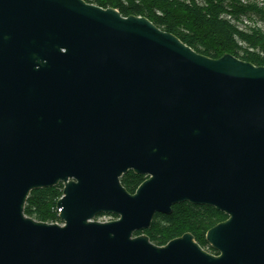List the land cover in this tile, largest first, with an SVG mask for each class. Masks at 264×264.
<instances>
[{"label":"water","instance_id":"1","mask_svg":"<svg viewBox=\"0 0 264 264\" xmlns=\"http://www.w3.org/2000/svg\"><path fill=\"white\" fill-rule=\"evenodd\" d=\"M59 184L63 223L25 213ZM183 202L228 215L219 254L135 234ZM0 264H264V66L114 7L0 0Z\"/></svg>","mask_w":264,"mask_h":264},{"label":"trees","instance_id":"2","mask_svg":"<svg viewBox=\"0 0 264 264\" xmlns=\"http://www.w3.org/2000/svg\"><path fill=\"white\" fill-rule=\"evenodd\" d=\"M104 8L114 7L124 16H146L165 31L177 35L197 52L212 58L233 54L258 66H264V28L245 24V19L264 22V0H86ZM254 23V22H253ZM256 23V21H255ZM147 178L134 171L122 177L123 185L134 193ZM64 186L33 190L25 213L39 221L56 222L57 202ZM110 214H101V216ZM118 218L117 215H110ZM228 215L213 206L189 202L175 204L171 214L157 213L152 226L135 234H146L157 245L191 232L197 242L218 253L206 239L209 229Z\"/></svg>","mask_w":264,"mask_h":264},{"label":"rangeland","instance_id":"3","mask_svg":"<svg viewBox=\"0 0 264 264\" xmlns=\"http://www.w3.org/2000/svg\"><path fill=\"white\" fill-rule=\"evenodd\" d=\"M260 3L264 4L262 1H260ZM245 20H246L245 24H247V22H248V24H257V25L261 26L262 28H264V22L258 20L257 18H254L253 20L252 19H250V20L249 19H245ZM255 21H256V23H255ZM56 212H57V214L59 216L58 208H56ZM96 219L99 220V221H108V220H112V219H116V218H114L113 216H110V215H104V216L100 215ZM56 222L63 223V221H61V220L60 221H56ZM206 236H207V234H206ZM207 250L209 251L210 248H207Z\"/></svg>","mask_w":264,"mask_h":264},{"label":"built area","instance_id":"4","mask_svg":"<svg viewBox=\"0 0 264 264\" xmlns=\"http://www.w3.org/2000/svg\"><path fill=\"white\" fill-rule=\"evenodd\" d=\"M59 213H60V210L58 209Z\"/></svg>","mask_w":264,"mask_h":264},{"label":"flooded vegetation","instance_id":"5","mask_svg":"<svg viewBox=\"0 0 264 264\" xmlns=\"http://www.w3.org/2000/svg\"><path fill=\"white\" fill-rule=\"evenodd\" d=\"M139 187V186H138ZM216 254H219V253H216Z\"/></svg>","mask_w":264,"mask_h":264}]
</instances>
